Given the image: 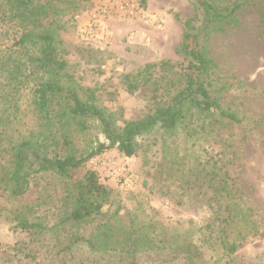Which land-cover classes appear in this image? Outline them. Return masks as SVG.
<instances>
[{"label":"rangeland","instance_id":"1","mask_svg":"<svg viewBox=\"0 0 264 264\" xmlns=\"http://www.w3.org/2000/svg\"><path fill=\"white\" fill-rule=\"evenodd\" d=\"M46 1L57 11L54 20L60 26L57 36L64 42L60 48L66 52L63 57L67 73L86 93L95 96L97 105L114 115L117 127L142 118L154 105L149 87L129 94L125 76L135 75L145 65L167 62L175 66L174 70L157 72L156 68L153 76L162 87L167 84L166 89L181 81L179 66L185 61L177 50L183 23L197 13L193 0H132L140 4L145 19L109 18L101 23L104 34L87 40L81 36L83 25L94 9L112 0H40ZM201 17L199 14L195 27ZM155 21L158 23L154 24ZM14 36L11 27L0 22V56L11 47ZM205 47L214 66V84L217 88L224 86L222 108L229 105L240 123L217 114L203 119L193 113L173 135L156 132L146 136L135 156L127 158L114 148L108 149L91 157L76 176L80 179L87 171L95 173L124 220L156 226L158 239L155 240H162L163 245L176 242L178 246H199L204 251L201 246L207 244L202 245L199 228L210 222L214 230L216 224L214 215L210 217L205 207L206 196L213 195L212 188L206 190L197 176L215 165L218 179L226 177L239 186L241 203L252 210L251 218L257 230L239 245L237 254L231 258L232 264H264V14L261 6L257 3L247 6L235 26L212 31ZM27 54L38 53L29 48ZM15 56L21 63L26 61L23 54ZM3 74L0 70V82L4 80ZM79 95L86 97L85 93ZM19 97L15 98L14 108L0 102V115L1 108L10 109L7 115L11 120L0 136V149H3L0 175L10 169L12 144L42 137L58 138L55 130L43 128L29 89H24ZM88 124L84 134L73 136L80 153L105 142L98 125ZM0 192V264H54L51 255L60 262L57 250L71 246L68 238L74 228L63 230L53 226L70 210L73 185L53 173L43 172L32 178L30 189L17 199L7 197L3 189ZM19 215H24L27 222L42 225V231L20 229L16 219ZM91 227H81L79 236L86 237ZM203 232L209 235L208 231ZM231 238L237 242L234 235ZM71 249L65 253L68 259L71 257L70 264L178 262L170 252L141 254L133 261L129 257L98 253L92 256L81 242ZM203 251L205 263L215 264L219 259L218 252ZM75 257L78 261H72ZM221 260L223 263L225 259Z\"/></svg>","mask_w":264,"mask_h":264},{"label":"trees","instance_id":"2","mask_svg":"<svg viewBox=\"0 0 264 264\" xmlns=\"http://www.w3.org/2000/svg\"><path fill=\"white\" fill-rule=\"evenodd\" d=\"M193 2L197 13L183 23L177 50L185 61L179 66L181 81H175V86L171 84L172 88L166 89L167 84L162 87L156 76H153L156 68L157 72H172L175 66L167 62L148 64L135 75L125 76L128 93L149 87L154 105L142 118L124 122L121 127H117L114 115L97 105L95 96L91 92L86 93L67 73V62L63 57L66 52L60 48L64 42L57 36L60 26L54 20L57 13L55 7L48 1L0 0V22L9 25L15 32L11 47L1 52L0 56V70L5 74L4 80L0 82V90L3 91L0 102L14 108L15 98L19 99V94L29 89L35 109L42 118L43 128L55 130L60 139L58 142L57 137H42L37 141L22 140L12 144L10 169L0 175V189L7 197L17 199L30 189L32 178L43 172L53 173L71 183L74 194L70 210L53 229L74 228L68 238L71 246L81 242L92 256L98 253L101 256L129 257L134 261L141 254L170 252L178 260L176 264H208L199 246H178L176 242L169 246H166L168 242L163 245L160 242L162 240H155L158 239L156 226L125 221L120 215V208L114 207L110 192L100 184L95 173L87 171L80 179L76 176L91 157L108 149L114 148L127 158L135 156L146 136L156 132L173 135L186 125L187 117L190 118L193 113L203 119L217 114L223 119L240 123L229 105L222 108L224 86L217 88L214 84V66L205 44L212 31L235 26L238 16L247 6L257 3L264 14V0ZM198 13L202 17L200 24L195 27ZM29 48L36 49L38 54H27ZM15 54H23L26 60L23 63L26 65L20 62V58L14 57ZM24 67L29 70H22ZM4 89L7 91L4 92ZM79 92L85 93L86 97L82 98ZM9 110L1 108L0 136H3L5 125L11 121L7 115ZM89 122L98 125L105 142L80 153L73 136L84 134L89 129ZM2 151L0 149V157ZM218 173L214 165L206 172L200 171L197 176L201 177V185L206 190L212 188L213 195L211 198L206 196L205 207L210 211V217L214 215L212 219L216 224L214 230L210 222H205L204 227L199 228V233L203 235L200 241L202 245L207 244L201 246L205 248L203 253L218 252L219 259L215 264L222 263L221 259H225L222 264H232L231 258L237 254L239 245L257 230L251 218L254 215L252 210L241 203L239 186L232 179H218ZM18 217L20 229L42 231L39 223L27 222L24 215ZM189 223L193 225L192 221ZM88 225L92 227L86 237L79 236L81 227ZM203 231H208L210 236ZM231 235L237 242L231 240ZM71 246L57 250L61 260L56 262L57 257L54 259L51 255V262L70 264L71 257L68 259L65 253L72 250ZM73 260L78 261L77 257Z\"/></svg>","mask_w":264,"mask_h":264},{"label":"built area","instance_id":"3","mask_svg":"<svg viewBox=\"0 0 264 264\" xmlns=\"http://www.w3.org/2000/svg\"><path fill=\"white\" fill-rule=\"evenodd\" d=\"M118 17L128 20L145 19L140 4L132 0L111 1L93 10L89 20L83 25L81 36L83 39H94L104 34L101 23L109 18ZM158 22L155 21L154 24Z\"/></svg>","mask_w":264,"mask_h":264}]
</instances>
